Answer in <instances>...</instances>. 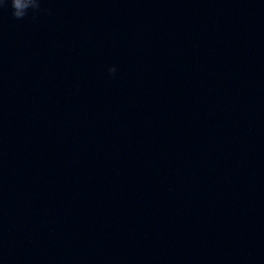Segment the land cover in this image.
Returning <instances> with one entry per match:
<instances>
[{
    "label": "water",
    "instance_id": "water-1",
    "mask_svg": "<svg viewBox=\"0 0 264 264\" xmlns=\"http://www.w3.org/2000/svg\"><path fill=\"white\" fill-rule=\"evenodd\" d=\"M0 264H264V0L0 11Z\"/></svg>",
    "mask_w": 264,
    "mask_h": 264
},
{
    "label": "clouds",
    "instance_id": "clouds-1",
    "mask_svg": "<svg viewBox=\"0 0 264 264\" xmlns=\"http://www.w3.org/2000/svg\"><path fill=\"white\" fill-rule=\"evenodd\" d=\"M42 0H0V11L11 7L12 17L17 20H22L29 16L30 13L35 14L41 11ZM113 74L115 68L109 70Z\"/></svg>",
    "mask_w": 264,
    "mask_h": 264
}]
</instances>
